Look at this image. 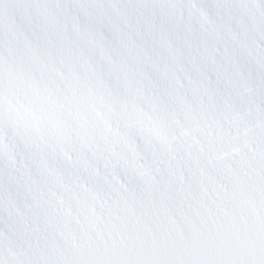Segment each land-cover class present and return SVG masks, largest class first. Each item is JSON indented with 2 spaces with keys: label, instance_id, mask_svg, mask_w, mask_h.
<instances>
[{
  "label": "snow or ice",
  "instance_id": "1",
  "mask_svg": "<svg viewBox=\"0 0 264 264\" xmlns=\"http://www.w3.org/2000/svg\"><path fill=\"white\" fill-rule=\"evenodd\" d=\"M0 264H264V0H0Z\"/></svg>",
  "mask_w": 264,
  "mask_h": 264
}]
</instances>
